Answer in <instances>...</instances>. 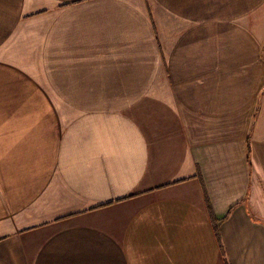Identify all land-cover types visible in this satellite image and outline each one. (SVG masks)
I'll return each instance as SVG.
<instances>
[{
    "label": "crops",
    "instance_id": "1",
    "mask_svg": "<svg viewBox=\"0 0 264 264\" xmlns=\"http://www.w3.org/2000/svg\"><path fill=\"white\" fill-rule=\"evenodd\" d=\"M0 264H264V0H0Z\"/></svg>",
    "mask_w": 264,
    "mask_h": 264
}]
</instances>
